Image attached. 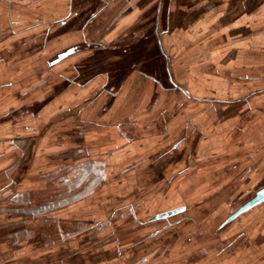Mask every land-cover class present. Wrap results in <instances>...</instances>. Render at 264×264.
Listing matches in <instances>:
<instances>
[{"label":"rangeland","instance_id":"obj_1","mask_svg":"<svg viewBox=\"0 0 264 264\" xmlns=\"http://www.w3.org/2000/svg\"><path fill=\"white\" fill-rule=\"evenodd\" d=\"M9 1L12 3L7 1L8 3L4 4L6 7L7 4L10 5V8H15V10L0 9V46L7 44V40L15 45L16 39L9 38L15 32L16 37L31 42V50L29 56L23 57L20 55L22 50L18 49L14 58H10L11 64L2 68L4 77L11 76L8 77V80L12 79L14 84L19 86L28 84V87L18 91L22 94L21 98L23 99L21 100L18 96L15 105H10L9 108L0 105V114L4 112L9 118L12 115V119L6 120L7 124L11 126L14 123L17 127L21 126L18 130L27 129L26 124L18 122L31 121L32 135L26 136L17 130L16 139L21 144L22 150L13 153L9 160L7 159L8 155L0 157V181L7 178L10 183L15 178L13 188L17 192L24 193L26 191L30 201L28 204L27 202L14 203L26 206L25 212L28 216L22 214L12 216L7 213L0 217V264H108L106 260L111 261L109 264H135L136 261L145 257L148 258L146 264H193L196 261L199 262L198 264H214L215 258L218 257L215 254L216 249L220 246L226 248L218 257L219 259L227 260L231 258L233 252H237L235 244L233 247L231 246V241L235 236L232 237L231 229L235 225H244L245 227L244 234L241 236L243 242H239L241 248L238 250L240 255L244 256L242 262L252 261L256 257L255 253H258L257 256L263 259L264 241L261 243L255 241V243L252 240L253 235L250 233L251 229L245 226L247 220L244 219V216L243 220L238 217L225 225L221 226V224L240 205L250 200L259 188L264 186V164H262L264 163V149L260 154L247 152L248 148L252 150L258 145L264 147V143L261 145L264 137H253L248 141L238 138L239 136L234 139L223 138L221 145L223 146L222 151L225 152L216 154L214 145L219 144V138L213 137L214 132H209L210 124L208 122L204 124L202 121L189 123L175 119L165 124L158 120L157 128L153 125L155 122H148L150 126L143 131L168 130L172 132V135L174 133V139L168 147L172 151L167 153L168 155L164 154L157 160V163L154 162L155 165L150 163L149 167L146 166L142 170L137 169V172L132 170L125 174L121 173V170H110L111 175L106 178L104 183L102 182L96 187L89 200L74 205V214L71 217L74 218L85 213L90 216L79 217V219L76 217L77 219L70 221L63 220L64 222L61 223L65 231L80 223L77 229L79 233L67 235L58 231V236H56V232L51 231V228H45L46 225L56 227L57 222L54 216L58 219L69 218L67 214L61 216L65 208L58 209L59 211L56 209L55 212L52 211V214L48 212L45 215L46 218H42V213L37 214L45 199L43 194L51 190V193H54L55 190V185L49 183L51 187L42 191L43 168L47 163L51 164L57 160L58 162L65 161L54 152V146L62 144L77 146L79 140L82 145L88 147L87 140L90 139L82 135H78L80 138L76 137L77 131L70 128V121L66 122L70 137L68 132L67 134L64 132L66 135L60 133L57 122L53 123L54 118L51 115L57 109V103L60 102L56 99V96L60 97V92H56L53 86H51L52 88L48 86L49 89L45 90L40 89L42 75L37 72L42 71V60L35 59V52L42 50V33H49L54 38L63 35L61 37H67V39L73 37L83 39L64 49L65 52L71 49L75 54L82 55V59L75 62L72 68L77 81L86 82L106 73L107 77H110L108 86H106L111 88L112 94H115L127 83L134 81V77L147 75L148 82L140 85L138 90L133 89V93L143 92L145 89L154 92V89L158 88L160 93L157 90L156 97L161 99V108L165 109L177 102V96L171 90L169 91L170 82L164 70L166 59L163 56L164 50L159 39V35H161L159 31L166 33L169 30L166 20V2L165 0H75L76 5H70L68 8L72 15L70 14L69 18L63 21L64 23L49 25L48 22L58 16L50 17L43 9L33 10L27 14L26 10H18L17 3ZM32 1L34 0L30 2L32 3ZM31 5L33 6V3ZM107 13L111 18L109 22L113 23L115 34L117 30L125 28L122 33L125 36L119 39L121 42L117 39L119 37L109 40L107 34H103L102 26L95 27ZM9 14L12 17L20 18L21 22L16 27L9 26ZM118 23H122L123 27ZM172 28L173 26L170 27V30ZM12 29L14 31L11 32ZM88 34L92 35L91 42L85 40L84 35ZM49 45L51 46V42ZM105 51H111V56L103 55L102 52ZM88 52V56H84ZM24 53L26 54V52ZM0 58L3 59V56ZM33 60H36L37 63H34ZM22 65L27 66L25 74H22L25 79H22L20 73V75L9 73L11 67L18 71ZM39 75L41 80L37 77ZM154 80H157L159 85L154 83ZM201 93L203 96L204 93ZM260 94L262 93L260 92ZM50 95H53V100L44 106L42 100L48 99ZM19 101H24L25 106L18 104ZM67 101L69 99H66ZM126 102L121 111L120 108L118 109L119 113L123 115L134 116L136 114L138 116L145 107H149L147 100L136 112L138 106H132V103L135 102L134 96L128 97ZM83 104V110L86 112L83 111L82 114L88 118L97 107ZM79 106L68 105L67 112L70 114L66 116H71L72 113L78 115V108H81ZM42 109L45 110H43L45 113L50 112L47 119L42 116ZM207 110H209L208 106ZM228 112L226 113L228 114ZM255 117L257 118V115ZM115 121L118 122V120ZM231 122L230 117H224L221 122H217V130L226 128ZM144 123L139 127H129L127 131L124 130L126 138L119 132L116 125H109L110 123L101 127L89 121L85 123V128L94 129L95 147L99 143L105 144L98 146L101 151L114 147L113 155H106L107 161L110 163L109 167L112 168L111 159L118 155V146L123 141L120 136L128 141L137 139L141 135V126ZM211 123L214 124V122ZM254 123L257 124L258 121L255 120ZM120 124L117 123V125ZM170 125L171 128H169ZM201 127L203 133L199 137L198 128ZM210 135L211 137H209ZM181 139L184 140L183 143L176 149L172 148L173 144ZM110 142H114V144L111 143L112 146L114 145L113 147L108 146ZM116 142L119 143L116 144ZM82 145H80L81 151L84 150ZM158 155L160 156V154ZM120 161L122 163L123 160ZM123 166L122 163L117 169ZM8 174L9 176H7ZM121 181L127 183L126 186ZM3 184L6 183L0 184V187ZM11 188L12 186H9V189ZM22 193L21 195H23ZM4 194V192H0L1 196ZM47 199H50V196ZM179 205L187 206V211L174 215L167 221H150L160 211ZM119 212L127 214L123 223L119 222L121 217ZM93 214L94 216H91ZM49 218L54 219L49 221ZM24 226L28 230L20 234L16 233L14 228L18 229V227ZM70 237L71 239L76 237L77 240L66 244L64 249L56 251L53 243L46 245L58 238V240L66 241V238ZM189 238L192 239L189 240ZM217 240L219 243L216 244ZM93 243H95L94 246ZM205 244H207L206 251H200ZM246 245L249 247L246 248ZM119 246L126 248L122 251L118 248ZM188 251L191 254L185 256ZM206 252H208L205 256L206 261L203 263L205 260L203 255ZM185 257H188L186 261H184ZM104 260L105 262H103Z\"/></svg>","mask_w":264,"mask_h":264},{"label":"crops","instance_id":"obj_2","mask_svg":"<svg viewBox=\"0 0 264 264\" xmlns=\"http://www.w3.org/2000/svg\"><path fill=\"white\" fill-rule=\"evenodd\" d=\"M7 1L11 2L9 0ZM12 1H14L15 4L17 3L18 10H26L25 12L27 14L31 13L30 11L33 10L43 9L50 17L58 16V18L50 20L48 22L49 25L64 23L63 21L68 19L71 14L68 9L70 5H76L75 0H34L32 1L33 6L31 5V0ZM6 2L5 0L0 2V9L7 8L9 11L15 10V8H10L11 6L8 4L6 7L4 4ZM165 2L167 13L166 20L169 30L166 31V33L159 31L161 32L159 39L160 45L164 50L162 52L163 56L166 59V69L164 68V70L170 82L169 91L171 90V92L177 96V102H174L165 109L161 108V99L156 97V94H158L157 92L159 91L160 93L158 88H155L154 92H150V89L144 88L145 90L143 92L138 93L136 91L133 93V89L138 90L140 85H144V83L148 82L149 77L147 75L144 77L141 75L139 77H134V81L127 83V85L115 94H112L111 88L107 87L110 77L108 78L106 73H102L100 76L91 78L86 82L77 81V78L73 75L72 68L75 62L82 59V55L75 54L71 49L65 52L64 49H67L70 45H75L76 42H80L83 39L81 40L79 37L67 39V37H61L63 35H58L54 38L49 33H42V50L35 52V59L38 61L42 60V71L39 70L37 72L42 75V87H40V89L45 90L49 89L48 86H53L56 92H60V97L56 96V99L60 102L57 103V109H55L51 115V117L54 118L53 123L56 124L57 122L60 133L62 132L66 135L68 132L66 122L70 121V128L77 131L76 137L80 138L78 135H82L90 139L87 140L88 147L82 145L79 140L77 146L74 144L54 146V152L60 155L59 157L65 161L58 162L57 160L51 162V164L47 163L46 167L42 170V191L47 190L52 184L55 185V190L54 193H51V190L43 194L45 195V199L42 201L43 205L39 207L41 209L37 214L42 213V218H46L47 216L45 215L48 212L52 214V211L55 212L56 209L59 211L58 209L65 208L61 216H66L67 214L69 217L68 219L59 218L61 219L59 220L53 215L57 222L55 225L56 227L53 228L50 225L45 226V228H51V231H55L56 236H58L59 232L66 233L67 235L76 234V232L79 233L77 229L80 223H77V226H74V228L71 227V229L67 231L64 230L61 223L64 222L63 220L70 221L72 219H79V217L85 218L90 216L85 213L76 216L77 218L71 217L74 214V205L75 203L89 200L92 194H94L96 187L102 182L104 183L106 178L111 175L110 170H121V173L123 172L125 174L132 170L137 172V169L142 170L146 166L149 167L150 163L155 165L154 162L157 163V160L162 158L164 154L168 155L167 153L172 151L168 149V147L174 139V133L172 135V132L168 130L159 132L151 130H149V132L143 131L150 126L148 122H155L153 123L155 128H157V122L159 121L168 124V122L174 121L175 119L184 120L189 123L202 121L205 124L208 122L211 126L209 132H214L213 137H216V139L219 138V144L217 143L216 146L214 145L216 154H224L223 152H225L222 151L223 146L221 145V139L223 138L234 139L239 136L238 138H243L248 141L253 137H264V0H165ZM108 13L95 25V27L102 26L103 34H107L109 40H111L110 38L114 39L119 37L117 39L120 41L119 39L125 36L122 34L125 28L117 30L115 34L113 23L109 22L111 18H109L110 16L108 15L110 13ZM8 16L9 26L16 27V25L21 22L20 18L12 17L10 14ZM118 24L123 27L122 23ZM171 26H173L172 30H170ZM92 27L95 28L94 26ZM10 31L12 32L14 30L12 29ZM15 34L16 33L13 32L11 36L9 35L10 39H16L15 41L17 43L15 45L14 43H12V45L9 43V40H7V44H2L0 46V56H3V59L0 58V105L6 108L7 106L9 108L10 105H15L14 103L18 101V96L22 100V94L18 91L28 87V84L23 86L15 85L12 79L8 80V77H11L10 75L4 77L2 74V68L11 64L10 58H14L18 49L22 50L20 55H23V57L30 55L31 42L24 41L16 37L17 34ZM84 36L85 40L89 42L93 40L91 34ZM50 42L51 46L49 45ZM61 43L62 45H60ZM24 52H26V54ZM88 54L89 52L84 56L87 57ZM102 54L110 57L111 51H105L102 52ZM34 63H37L36 60ZM20 68L21 69L18 71H15L13 67H11L9 73L12 75L21 74L23 77L22 79H25L22 74H25L27 66L22 65ZM40 75L37 77L41 80ZM154 83L159 85L157 80ZM256 91H258L259 94L256 93ZM201 92L204 93L203 96ZM260 92L262 94H260ZM131 96H134L135 101L132 103V106H138L136 112H138L142 104L148 100L147 105H149V107H145L144 110L139 112L140 115L138 116L136 114L131 116L119 113L118 109L120 108L121 111L122 107L126 105L128 97ZM52 97L53 95H50L48 99H43L42 104L44 106L50 104L51 100H53ZM66 99H69V101L66 102ZM83 103L97 107L88 118L84 117L82 114V112L85 111L83 110ZM18 104L25 106L26 103H24V101H19ZM68 105H77V107H81L78 108L79 114L72 113L71 116H66L70 114L67 112ZM207 106L209 110H207ZM255 109L257 110L256 113L259 112V114L255 113ZM43 110L44 109H42V116L47 119L46 117H48L50 112L47 111L48 113H45ZM111 110L112 113H110ZM227 111H229L228 114L226 113ZM6 115L7 114L4 112L0 114V157L8 155L7 159L9 160L13 153L22 150L21 144H19L18 139H16L17 130L21 128V126L17 127L14 123L9 126L7 121L12 119L13 116L10 115L9 118L6 117ZM256 115L257 118L255 117ZM224 117H230L232 121L231 124L224 129L220 128L217 130V122H221ZM115 120H118L119 124H121L117 125L118 122ZM255 120L258 121L257 124L254 123ZM89 121L101 127L108 123H110L109 125H116L119 132L123 134L125 138V131H127L129 127L136 128V126L139 127L140 124L145 123L141 126L142 132H140L141 135L137 139H130V141H128L125 140V138L123 139V136H120L124 142L121 141L122 144L118 146V155L115 156L114 159H111L114 167L111 168L109 167L110 163L107 161L108 158L106 155H113L114 145L112 146L111 143L114 144V142H110L108 145L113 148H107L105 151H101V148L98 147L104 146L105 144L103 143H99L98 146L95 147L93 138L95 133L93 132L94 129L88 130L85 128V123ZM211 122H214V124ZM18 123L27 125V129L25 128L26 130H23L24 128L18 130L21 131L20 133L26 136L32 135L30 130L32 129L30 125L31 121L27 120L25 122L24 120ZM52 128L54 130V126ZM169 128H171V125ZM198 131L200 137L203 133L202 127L198 128ZM68 135L70 137L69 132ZM209 137H211V135ZM183 141L184 140L181 139L176 144L174 143L175 145L173 144L172 148L174 147L176 149ZM261 142V145H263L264 141ZM118 143L119 142H116V144ZM240 144L242 145V143ZM80 145L83 146L84 150H80ZM206 147L205 145V148ZM263 149L264 147H259L258 145L257 148L253 147L252 150L248 148L247 152L250 154L252 152L260 154ZM158 154H160V156ZM261 158H263V156H261ZM120 160H123L122 163L124 166L117 169V167L122 164ZM7 176H9V174ZM12 176L14 178V175ZM15 181V178L10 183L7 178L0 181V184L6 183L0 187V192L5 193L2 196L0 195V217L7 213H10L12 216H19L21 214L28 216L25 212L26 206L23 204H14L15 202H27L28 204V201H30L29 195L25 193L26 191L24 193L17 192L16 189L13 188ZM49 183H51V185H49ZM122 183L124 186L127 184H125V182ZM8 185L12 186V188L9 189ZM263 191L264 186L259 188L250 200L240 205L232 212L225 221H223L221 226L234 221L238 217H241L240 219L243 220L244 216V219L247 220L245 225L247 226L246 228L251 229L250 233L253 235L252 240L260 243L264 241V201L243 209V207L258 197ZM21 193L23 195H21ZM48 196H50V199H47ZM7 203L9 204L7 205ZM22 207L24 208L23 211ZM185 211H187V206H175L160 211V213L155 214L150 221H167L170 217ZM120 213L121 217L119 222L123 223L127 218V214L123 212H119V214ZM91 216H94V214ZM54 218H49V221ZM74 221L77 222L78 220ZM14 229H16V233L19 234L28 230L26 226ZM244 231V225H235L232 227V237L235 236L231 241V246L233 247L235 244L237 252H233L231 258L227 260L219 259L218 257L225 250L224 248H226L220 246L216 249L217 252L215 254L218 257L215 258L214 264H264V258L260 259V256H257L258 253H255L256 257L252 259V261H247V263L242 262L244 256L240 255L238 250L241 248L239 242H243L241 236L244 234ZM74 238L75 239H71V237L66 238V241L58 240V238L46 245H51V243H53L57 251L59 249H64L66 244L73 243V240H77L76 237ZM61 239L63 238L61 237ZM190 239L192 238H189V240ZM215 242L217 244L219 240ZM94 245L95 243H93V246ZM206 245L207 244L203 245L200 251H206ZM245 247L247 248L249 246L246 245ZM118 248L123 251L126 247L119 246ZM207 253L208 252L203 256L205 257ZM190 254L191 253L188 251L185 256ZM187 259L188 257H185L184 261ZM106 261L108 264L111 262L110 260ZM147 261L148 258L145 257L144 259L141 258L139 261H136L135 264H146ZM205 261L206 257L203 263ZM103 262H105V260ZM198 263L199 262L196 261L193 264Z\"/></svg>","mask_w":264,"mask_h":264},{"label":"water","instance_id":"obj_3","mask_svg":"<svg viewBox=\"0 0 264 264\" xmlns=\"http://www.w3.org/2000/svg\"><path fill=\"white\" fill-rule=\"evenodd\" d=\"M262 201H264V191L262 193H260L258 195V197H256L253 201H251L249 204H247L245 207H243V209H246L248 207H251L253 205H256V204H258V203H260Z\"/></svg>","mask_w":264,"mask_h":264}]
</instances>
